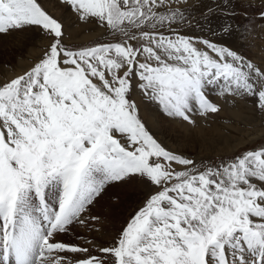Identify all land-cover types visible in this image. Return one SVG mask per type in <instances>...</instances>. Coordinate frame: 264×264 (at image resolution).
I'll return each mask as SVG.
<instances>
[{
	"label": "snow or ice",
	"instance_id": "snow-or-ice-1",
	"mask_svg": "<svg viewBox=\"0 0 264 264\" xmlns=\"http://www.w3.org/2000/svg\"><path fill=\"white\" fill-rule=\"evenodd\" d=\"M58 3L113 40L70 46L46 0H0V36L33 29L50 40L0 82V264H264V144L198 162L163 146L133 98L190 125L221 112L212 90L264 114V66L181 31L195 19L188 0ZM217 14L235 16L232 0L200 9L196 24L213 31ZM137 179L153 190L110 244L62 238L91 230L110 187Z\"/></svg>",
	"mask_w": 264,
	"mask_h": 264
},
{
	"label": "rangeland",
	"instance_id": "rangeland-1",
	"mask_svg": "<svg viewBox=\"0 0 264 264\" xmlns=\"http://www.w3.org/2000/svg\"><path fill=\"white\" fill-rule=\"evenodd\" d=\"M46 3L50 11L56 17L66 21L69 29L67 42L70 46L86 47L93 46L96 43L113 40L112 35L106 28L100 27L96 22L86 24L79 21L71 10L66 5L61 6L58 0H46ZM206 3L210 4L209 7L215 8L221 3V0H188V11L195 19L192 20L191 26H185L181 31H185L194 36L209 38L218 43L216 38H213V34H211L210 37L204 34V29L202 30L199 28L198 30H194V27H196L195 25H197L196 20L200 19L199 11L195 12L194 10L197 6L200 7ZM232 5L235 10V16L230 18L227 14H217L214 16H217V18H222L224 16L223 19L227 21V24L233 25L234 30H232L231 33L234 37L229 42L232 44L230 48L237 50L241 55L251 60L253 63L264 66V21L259 18V13L264 10V0H232ZM206 7L207 6L203 8ZM223 23L224 21L220 23V27ZM239 40H242L241 45L238 44ZM49 44L50 40L44 33L33 29H26L23 32H14L10 35L0 36V82L10 80L30 69L43 57ZM10 76L12 77L10 78ZM209 95L215 103L221 106L222 110L220 113L212 114L208 117L194 115L193 118L196 120L195 125H190L180 118H169L160 110L157 104L145 100L138 92L133 98L140 108V115L146 126L163 146L174 153L190 157L198 162L204 161L209 164L217 163L219 160L230 158L246 148L250 149L264 144V131L260 130L264 127V114L259 113L256 108L252 106L254 104L250 99L241 97H236L235 99L231 97H221L215 94V90H212ZM139 99L141 102H138ZM144 105L147 107H144ZM153 114L158 116L161 115V117L165 118V120H168L170 123L171 121L172 123H177L178 126L180 125V128H188L184 132H175L177 135L191 133L193 138L200 137L203 139L205 133H202V131H210L218 134L222 133L225 135V138H227L226 141L222 143L226 151L222 152L218 150V144L214 145V149L211 147V153L205 155L175 150L158 135L151 126L147 117ZM231 115L232 117L234 116L235 119L230 118ZM235 127L237 128L235 129ZM256 129H258V131ZM233 141L235 143H241H239V146H233ZM206 145H208L207 141ZM228 146L230 149H228ZM126 185H131L132 189L124 192L125 194L121 197H116L113 195V192H110L111 188H128ZM110 189L107 192L108 194L104 195V198L100 200L93 209V214L101 217V222H93V224H95L92 227L96 233H94V240L97 244L101 245H108L113 241L126 221L143 205L150 191L153 190V187L148 182L137 179L129 183L117 184L110 187ZM123 191H125V189ZM106 202H108L109 205H106ZM79 228L81 230L79 229L80 236L77 240L78 243H84V240L87 239V237L83 236L85 234L82 231L84 227L79 226ZM96 229H99V231H96ZM107 232L108 234H106Z\"/></svg>",
	"mask_w": 264,
	"mask_h": 264
},
{
	"label": "bare ground",
	"instance_id": "bare-ground-1",
	"mask_svg": "<svg viewBox=\"0 0 264 264\" xmlns=\"http://www.w3.org/2000/svg\"><path fill=\"white\" fill-rule=\"evenodd\" d=\"M205 3V2H204ZM214 4V3H213ZM207 6L206 8H208L210 6L209 3L203 4L200 7L197 6V8L194 10L195 12L199 11L200 9H202L203 7ZM55 12V11H54ZM56 13V12H55ZM58 14V13H56ZM224 17V16H223ZM223 17H214L212 18V25H213V31H209L207 29H204L203 33L206 34L207 36L210 37L211 34H213V38L215 37L216 40L218 41V43L224 44L228 47H230L232 44H230L229 42L233 39V34L230 33H221L219 30L222 28L223 25L227 24V21L223 19ZM224 21L223 25H221L220 27V23ZM196 27H194V30H198L200 27L198 25H195ZM239 34V33H238ZM242 39V38H241ZM212 40V39H211ZM236 43V42H235ZM261 43V42H258ZM238 44H242V40L238 41ZM237 44V45H238ZM240 47V46H239ZM12 76H10L11 78ZM216 99V98H215ZM235 99V98H234ZM138 102H141L140 99L138 100ZM236 102V101H235ZM248 102V101H247ZM150 103V102H149ZM142 104V103H141ZM238 104V103H237ZM143 105V104H142ZM149 105V104H148ZM234 106V105H233ZM241 106V105H240ZM254 106V105H252ZM144 107H147L144 105ZM152 109V108H151ZM159 110V108H158ZM148 113V112H147ZM255 113V112H254ZM151 114V113H150ZM147 115V114H146ZM227 115V114H226ZM234 115V114H233ZM144 117V116H143ZM239 117V116H238ZM257 117V116H256ZM148 120L151 124V126L153 127V129L158 133V135H160L172 148H174L177 151H181V152H187V153H196V154H209L211 153V147L212 149H214V145L218 144V150L225 152V147H223L222 143L224 141H226L227 138H225V135H223L222 133L218 134V133H214V132H210V131H202V133H205V137L202 139L200 137L198 138H193L191 136V133H183L181 135H177L175 132H184L186 131L188 128H180L177 123H171L168 120H165V118L161 117V115H149ZM170 118V117H169ZM232 119H235L234 116L231 117ZM255 118V117H254ZM145 119V117H144ZM147 120V119H146ZM147 120V121H148ZM244 120V119H243ZM245 121V120H244ZM261 121V120H260ZM148 122V123H149ZM242 122V120H241ZM181 123V122H180ZM239 123V122H238ZM243 123V122H242ZM248 123V122H247ZM246 124V123H245ZM244 124V125H245ZM225 125V124H224ZM243 127V126H242ZM237 127H235L236 129ZM152 129V130H153ZM203 129V128H202ZM231 129V128H230ZM233 129V128H232ZM247 129V128H246ZM205 130V129H204ZM226 130V129H225ZM248 130V129H247ZM258 131V129H256ZM261 131H264V127L260 129ZM190 131V130H189ZM256 132V131H255ZM263 133V132H262ZM247 134V133H246ZM199 135V134H198ZM245 135V134H244ZM250 136V135H249ZM230 138V137H229ZM161 140V139H160ZM231 140V139H230ZM228 140V141H230ZM206 141L208 142V145H206ZM236 141V140H235ZM245 141V140H244ZM231 142V141H230ZM234 142V141H233ZM241 143V142H239ZM239 143H235L233 146H239ZM167 145V144H166ZM235 148V147H234ZM228 149L229 146H228ZM231 152V151H230ZM127 186V185H126ZM126 187H123L122 189H120V187L115 188H111L110 192H113V195H115L116 197H121L123 194H125L124 192H126L127 190L132 189L131 185H128ZM125 189V191H123ZM123 191V192H122ZM108 194V193H107ZM114 197V196H111ZM115 198V197H114ZM109 200V199H108ZM110 202V201H109ZM106 205H109L108 202H106ZM105 206V205H104ZM112 211V210H111ZM110 222V221H109ZM114 223V222H113ZM120 223V222H119ZM95 224V223H94ZM93 224V225H94ZM105 224V223H104ZM112 224V223H111ZM115 224V223H114ZM110 225V224H109ZM106 226V224H105ZM111 226V225H110ZM79 226H76V228L74 229V232L71 236H64L62 237L63 239L65 238L67 241L69 242H73V243H78V237L79 235ZM81 230V229H80ZM110 230V228H109ZM112 230V229H111ZM83 233H85L83 236L87 237V239H94L95 235V230L92 228L91 230L88 229H83L82 230ZM106 232V231H105ZM113 233V232H112ZM96 234V233H95ZM99 234V232H98ZM101 234V232H100ZM108 234V232L106 233ZM117 234V233H116ZM115 234V235H116ZM113 235V234H112ZM104 237V235H103ZM111 237V236H110ZM101 238V237H100ZM98 239V238H97ZM103 240V239H102ZM105 241V240H104ZM106 242V241H105ZM78 244L83 245L84 243L80 242ZM72 255V254H69Z\"/></svg>",
	"mask_w": 264,
	"mask_h": 264
}]
</instances>
